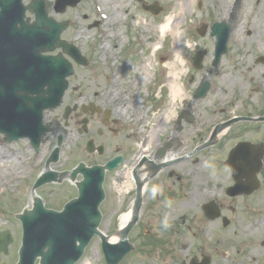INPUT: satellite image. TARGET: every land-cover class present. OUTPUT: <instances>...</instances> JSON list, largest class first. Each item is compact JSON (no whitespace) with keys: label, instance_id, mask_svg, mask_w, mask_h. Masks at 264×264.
<instances>
[{"label":"rangeland","instance_id":"1","mask_svg":"<svg viewBox=\"0 0 264 264\" xmlns=\"http://www.w3.org/2000/svg\"><path fill=\"white\" fill-rule=\"evenodd\" d=\"M30 1L23 0V3L28 5ZM54 1L44 0L48 15L56 21L68 22L67 29L61 34L62 39L79 47L81 54L94 66L87 69L73 63L76 73L74 77H69L70 87L63 97V103L65 102L70 108H73L75 102L88 105L91 102L86 103V101H92V103L96 100L102 101L104 95L108 96L114 90L125 89L128 96L124 97L123 105L126 101H133L131 105H135L138 99L137 105L141 104L139 109L151 113L152 121L156 122L159 115H163L164 108L168 109L171 105V98L167 96L168 89L161 85L163 75L166 74V68L162 65L165 62L169 63L176 60L175 47L179 51L177 54L180 59L182 57L184 59V65L180 66L183 71L187 68L185 63L186 53L192 47H196V49L206 47L208 50H213L215 39L208 34L199 35L197 31L211 26L221 17L218 15L225 17V15L232 12H238V16L235 22L237 28L229 42V50L237 65L231 67L232 72L230 74L242 72L240 68L245 65L257 67V74L264 73V0H243L239 5L235 4L236 0H232L230 5L227 0H187L182 11H177L179 12L178 24L167 30L164 37L159 32V26L167 21V18L174 16L177 0H101L100 2L81 0L76 6L67 7L62 13L54 11ZM154 2L159 3L163 9L158 16H153L150 12L141 8L143 3ZM101 14L111 16L113 21L115 20L113 16L121 18L123 22L120 26V33L123 37L122 42L118 44L108 42L106 44L112 50V54H102L98 51L99 34L109 24L106 19L103 20ZM25 15L33 19L30 12H26ZM78 31L79 34L76 35ZM237 31L239 33L236 37ZM138 37L151 41L152 45L142 48L139 43H136ZM157 44L160 46L159 49L155 48ZM58 51L55 50L52 54H57ZM145 56H151L152 67L146 75V80H143L142 76L145 75L140 72V67H142L143 57ZM258 57L261 58L259 62L256 61ZM67 58L69 59V57ZM70 61L72 62V60ZM194 74L191 82H188L187 89L185 88V93L183 90L184 94H189V89L195 80ZM107 76L110 83L105 81ZM113 77H116V82H112ZM184 78L185 76L180 80L182 87L184 86ZM132 83L137 86L132 88L129 86ZM97 103L100 105L101 102ZM247 103H250V100ZM128 106L122 112L125 118L120 119L123 123L122 127H124L123 132L133 138L131 128L137 113L129 110ZM178 106L179 101L175 104V108ZM101 107H103V104ZM225 107V110L228 109L241 114H245L244 111L247 108L244 103L243 106L234 104L232 107ZM63 110L64 106L51 112V119L46 123L52 124L56 119H61ZM57 114L59 115L57 116ZM75 126L78 127L71 123V126L67 129L69 135L66 143L63 144L60 161L58 165L51 167L55 171L70 168L76 165L78 160H88L90 162L95 159L97 161L101 160L98 155H94L95 158L88 155L85 151V145L88 143L87 136L77 133ZM97 128L101 129V124L98 121L89 130H93L92 135L100 139L96 133ZM109 135L114 137L112 134ZM109 139L104 134L102 142L111 146L113 142ZM244 139L264 143V127L260 132L252 133L251 131L248 134L246 133ZM118 141V138L114 139L115 143H118ZM76 144H78L77 147ZM130 145L134 147L133 140L130 141ZM48 149L49 143L47 142L40 147V154L36 155L26 139L6 145L3 141V135H0V232L7 230L13 238L8 250L9 253L6 256L1 255L0 264H14L17 260L21 225L18 220L14 219L15 214L21 212L24 207L30 208L32 206V204L29 205L32 197L31 188L44 168V160L49 155ZM107 149L109 151L106 150L104 155L110 154L111 149L109 147ZM20 158H23V160L21 161ZM220 158L219 156L218 159ZM214 162L219 164L217 160H214ZM15 164L18 166L21 164L25 168L24 171L19 170L18 174H21L13 178L14 170L12 167ZM221 169L222 173L220 174ZM226 169L227 167L224 165L217 168L210 167L212 173L217 170V174L220 175L217 183L215 182L217 186L214 190L217 192H220L225 184L228 186L233 183L228 179ZM258 177L264 181V171H260ZM118 179L117 172L107 174L105 183L107 195L100 206L101 213L104 215L100 229L108 235L119 228L121 216L128 212L127 208L132 203L129 202L132 191L125 193L118 190L117 187L121 184ZM262 185L259 190L248 196L228 199L218 205L224 217L221 219L206 220L207 217H203L200 209L204 204L201 202H205L204 200L195 203L189 210H185L183 206H176L171 201L170 205H173L175 209L177 207L183 208L178 210L179 214L183 213L185 215V212L189 214L185 215L184 220H180L176 216H165L164 212H167V210L163 211L161 202L159 201L155 205L153 204L154 198H149V205L154 207L148 211L151 216L144 215L139 220L135 230H132L130 234L132 241L139 240L141 248L139 250V246H137V252L131 253L129 258L123 259L122 264H154L153 257L150 255L153 248L148 245L149 243L159 249H169L171 247L178 249L181 244H184L190 251L194 249V245H199L203 247L202 251L206 255L210 254L212 256V260L216 264H264V244L262 242L264 241V225L256 231H252L247 238L241 233V230H244L248 225L253 226L254 221L260 220L264 215V182ZM163 190H165V187ZM232 207L235 209L234 212L231 210ZM167 218L169 219L167 222L163 221ZM224 220H227L226 227L223 226ZM183 221H185L184 225L182 224ZM158 223L159 226H157ZM160 225L167 227L158 231ZM154 227H158V229L156 230ZM150 229H152L151 235L144 236L143 232ZM157 233L158 235H156ZM204 236L205 238H203ZM101 247L98 238L92 240L91 246L86 248V253L80 264L85 262L105 264ZM168 263L162 261L156 264Z\"/></svg>","mask_w":264,"mask_h":264},{"label":"flooded vegetation","instance_id":"2","mask_svg":"<svg viewBox=\"0 0 264 264\" xmlns=\"http://www.w3.org/2000/svg\"><path fill=\"white\" fill-rule=\"evenodd\" d=\"M207 34L210 36L209 33ZM201 49H205V51L200 58L198 51ZM231 54L227 50L215 63L214 50H208L206 47H200V49L192 47L186 53L187 68L182 70L183 74L181 75V80L185 76L183 80L185 93V88L187 89L188 82H191L193 73H195V80L192 82L189 94L182 93L183 97L179 100V106L175 108L173 115L167 117L164 114L159 115V117H164L162 122L159 117L156 122H153V117H150L151 113L145 110L141 111L139 109L141 104L137 105L139 100L135 106H129L131 108H128L129 110L137 113L131 128L133 138L123 132L124 127H122L123 123L120 119L125 118L122 114L123 109L127 106V104L123 105L124 97L128 96L124 93L125 89H121L123 93L115 90L111 95H104L102 101L93 102L96 105H98L97 102H101V106L103 104L101 109L93 110V113L89 106L86 109L82 108L81 104L83 103L75 102L73 108H69L65 102H62L60 108L64 106V110L61 113V118L65 125V131L73 123L78 126L77 133L87 136L88 140H95L96 145L103 147L102 155L96 151L88 153L92 158H95L94 155L101 157L100 161L96 159L88 161L90 164L106 163L114 157H121L120 163L114 170L117 171L121 180L131 178L132 174H135L141 181L146 180L140 220L144 215L151 216L148 211L154 207L149 205V198H154L153 204L155 205L159 201L161 202L163 211L167 210L164 212L165 216H176L180 220H184L185 215L189 214L187 212L185 215L179 214L178 210L183 209L179 207L183 206L185 210H189L195 203L202 200L214 201L221 205L223 201L233 199L229 198L225 192L229 186H226L227 184L220 192L214 190L220 175L217 174V170L212 173L210 167L217 168L222 165L227 167V177L232 182V170L230 166L226 165L229 151L238 145L246 146L247 142L264 146V143L244 139L246 133L260 132L264 127V73L257 74V67L245 65L240 68L242 72L230 74L231 67L237 65ZM182 62L184 65L183 57ZM86 68H90V62ZM105 81L108 82V77ZM129 86L135 85L132 83ZM203 89L204 95H200L199 93ZM248 100L250 103H247ZM243 103L247 107L244 111L245 114L225 110V106L232 107L234 104L243 106ZM76 104L78 107L74 108ZM65 109H67L66 115ZM166 109L165 107L163 112ZM139 116H142L143 119L138 121ZM50 119L51 115L48 117V120ZM81 121L82 126L79 125ZM96 121L101 124V129H96L100 139L92 135L93 130H89ZM60 123L61 119H57L56 131L58 132L62 130ZM228 123L230 124L228 125ZM219 124L221 126L218 128ZM144 133H146L145 138H143ZM104 134L113 142L111 146L102 142ZM116 138L119 139L118 143L114 142ZM131 140H133L134 147L130 145ZM108 147L111 149L110 154L104 155L106 150L109 151ZM141 148L147 149V152L143 153ZM219 156L220 159H218ZM214 160H217L219 164H216ZM261 171H264V158ZM261 182H264L263 179ZM164 187L165 190H163ZM171 201L179 207L175 209L173 205H170ZM201 211L203 217L206 218L204 211ZM220 212L221 217L216 219L223 217L222 210ZM168 220L167 218L163 221L167 222ZM182 224L184 225L185 221ZM165 227L167 226L160 225L159 229L158 227L154 228L161 231ZM151 231L152 229L144 232L142 230L144 236L151 235ZM148 245L153 248L150 255L153 257L154 264L162 261L169 262L168 264H190V262L199 264L201 258L205 256V252L202 251L203 247L199 245H194V249L191 251L184 244H181L178 249L172 247L159 249L150 243ZM208 256L211 263H215L212 256L210 254Z\"/></svg>","mask_w":264,"mask_h":264},{"label":"water","instance_id":"3","mask_svg":"<svg viewBox=\"0 0 264 264\" xmlns=\"http://www.w3.org/2000/svg\"><path fill=\"white\" fill-rule=\"evenodd\" d=\"M79 1L56 0V10L64 11L68 5L75 6ZM28 8L36 17L33 24L22 22L21 16H23L25 10ZM145 9L155 15L161 12V7L158 3L145 6ZM47 16L43 0H33L28 7H23L21 0H0V48L4 51L6 45L10 52V57L4 58L2 56L4 61L8 63V61L14 58V55L11 53L13 50L11 38L15 35L21 39V46H24V43L29 46L30 41L34 43L31 51H25V55L38 60L43 67L45 66L50 71L37 73V69L32 67L27 68L25 64L22 73L18 67L20 65L19 60L13 64L15 66L14 69H12L10 63V68L5 71L4 81L5 83L7 82L8 89L3 93L0 90V104L2 99L10 105L18 102L17 107H13L10 118L2 122L0 120V133L5 134L7 141L24 136L35 137L36 134L40 138L45 133V130H47L41 122L42 112L46 108L57 106L67 87L65 78L72 73L70 64L63 60L61 56L44 57L41 56V52L54 50L58 46L62 47L77 62H82L73 46L71 47L60 40V34L66 28L67 23L57 24L52 19L47 18ZM18 24H20L19 27L17 26ZM211 29V34L217 37L216 52L221 53L230 32L229 24L214 25ZM68 43L72 44V42ZM92 67L94 66L90 63V68ZM81 68L86 67L82 66ZM75 73L76 71L74 70V75ZM74 75L71 77H74ZM8 94L9 96H7ZM54 110L46 111L45 113L48 114L54 112ZM56 120L52 124H49L51 130L56 127ZM56 133L59 132L55 128L47 136L55 139ZM17 141L20 142V140ZM45 143H42L40 147L44 146ZM5 144H14V142ZM242 148L246 154H242L243 156H240V160L234 161L232 158L237 153L236 151L231 152L229 164L232 166L233 171L237 172L235 178L238 181H241L243 177L246 179V182L242 183L246 186H238V188L244 189L246 193H249L258 187L256 174L261 168L263 154L262 149L259 147L249 146L247 148L242 146ZM58 150V148L55 149L54 154L49 159V163L57 161ZM59 161L57 164L51 165V167L58 165ZM112 168L110 164L105 167L94 166L89 168L80 164L76 170L71 172L72 178H75L78 173L83 174L84 177L77 184L79 189L77 199L67 203L61 212L45 210L41 202L36 200L34 209L31 212L18 215L17 217L22 221L24 233L21 239L22 246L19 250V261L16 264H34L38 257L40 258V264H73L80 258L84 248L94 234H97L101 238L106 264H118L131 249L126 236L137 221L141 193L138 188V191H136L137 198L132 209L131 221L124 229L116 233L119 241L114 244L117 241V237L112 236L110 242L114 246L113 244H109L108 237L102 236L97 227L102 215L98 211V206L104 198L101 182L104 179L105 169L110 170ZM56 175V173L48 172L36 182L34 187L54 180L57 177ZM35 192L44 199L46 206L54 209L61 208L68 199L77 195L75 188L69 181H64L58 185L55 183L48 184L36 189ZM208 208L209 210L207 211H210L209 213L213 212L211 207ZM217 215L218 213L213 216ZM94 239H97V237H94L92 240ZM10 242L11 238L8 232L0 234V253L1 251L7 253V246ZM88 246H91V242ZM126 258H129V255L124 259ZM81 261L77 264H80ZM201 263H209V258H204Z\"/></svg>","mask_w":264,"mask_h":264},{"label":"bare ground","instance_id":"4","mask_svg":"<svg viewBox=\"0 0 264 264\" xmlns=\"http://www.w3.org/2000/svg\"><path fill=\"white\" fill-rule=\"evenodd\" d=\"M98 2H100L101 0H96ZM108 1V0H107ZM185 1L187 0H177V5H176V9H175V14L174 16H171L169 18H167V21H165L161 26H159V32L161 34L162 37L165 36L167 30H170L171 27H174L178 24V17H179V12H177L178 10L179 11H182V8L184 7V3ZM227 2L230 3L232 2V0H227ZM101 6V5H100ZM106 15V14H104ZM106 22H108V27L105 28L102 33L99 34V39H100V44L98 46V51L102 54L104 53H109V54H112V50L106 46V44L109 42V43H112V44H118V43H121L122 42V35L120 33V26H121V23L122 20L121 18H118V17H114L113 18L115 19L114 21L111 20L112 17L111 16H106ZM105 22V23H106ZM134 24V23H133ZM238 31L237 33L235 34V36L237 37L238 35ZM79 34V31L76 33V35ZM145 46L147 48L150 47L152 45V42L148 41L145 39ZM156 49H159L160 46L157 44V46H155ZM175 50H176V55H175V59L173 62H165L162 67L168 69V72H167V76H166V79L164 81V85L168 88L169 90V93H170V97H171V100H170V106L168 107V109L163 113L165 115V117L169 116V115H173L174 114V110H175V104L181 100L182 98V93H183V90L184 88L182 87V85L180 84V80H181V75L183 74L182 72V69H181V65H183V62H182V59H180V56L177 54L179 51H177V47H175ZM144 61L142 62V67H140V72L145 75L144 77L142 76V79L143 80H146L147 76L148 75V72H149V69L152 67V61H151V56H145L143 57ZM135 82V81H133ZM141 82H144V81H141ZM127 104H130L131 105V102H128ZM164 119V117H159V120L160 122H162ZM18 160V158H17ZM20 160L22 161L23 158H20ZM20 162V161H19ZM13 170H14V173H13V178L17 177L18 175H20L21 173L18 174V171L21 170V171H24V166L20 164V166H18L17 164H15L13 167ZM118 189H121V187H117ZM126 192H129L131 190V188H133V184L131 182H128L125 184L124 186ZM32 204V199H30L29 201V205ZM128 213H125L121 216L120 218V226H123L126 224L127 222V219H128ZM262 225H264V215L262 216V218L260 220H257V221H254L253 223V226L250 227V225H248L244 230H241V233H243V236L244 237H248L251 235L252 231H256L258 228H260ZM82 264H89L87 262L85 263H82Z\"/></svg>","mask_w":264,"mask_h":264}]
</instances>
